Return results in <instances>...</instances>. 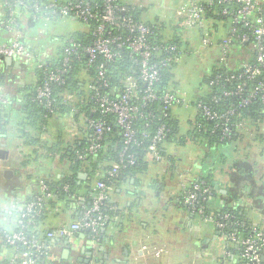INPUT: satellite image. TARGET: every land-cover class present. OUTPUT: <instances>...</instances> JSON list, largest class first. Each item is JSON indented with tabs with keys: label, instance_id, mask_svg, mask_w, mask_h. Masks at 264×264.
Returning <instances> with one entry per match:
<instances>
[{
	"label": "crops",
	"instance_id": "1",
	"mask_svg": "<svg viewBox=\"0 0 264 264\" xmlns=\"http://www.w3.org/2000/svg\"><path fill=\"white\" fill-rule=\"evenodd\" d=\"M3 2L0 0V19ZM37 21L2 27L0 43L22 36L29 46H53L55 40L51 43L48 36L71 28L67 18L58 23L47 17ZM213 27L209 29L212 36H221V30L225 33L224 29ZM191 28L186 26V37L188 33L199 34ZM199 39L201 41V37ZM206 49L209 50L206 53L208 63L201 76L187 87H177L185 99L197 92L202 76L210 71L218 54V48H203ZM13 61L7 64L3 60L1 63V71L7 78L5 86L12 85L13 79L22 87L32 84L34 74L24 69L21 62L15 64L17 60ZM178 72L177 68L175 77ZM173 112L180 119V131H190L195 109L180 106ZM18 114L16 109L6 107L0 120V150L6 151L5 158L0 159V226L7 232H13L21 224L25 203L40 191L39 181L58 180L68 167L67 162L43 149L37 154L32 153L28 161L17 154L21 143ZM243 134L240 139L212 147L191 141L168 145L167 161L151 165L144 173L137 174L136 183L128 178L111 190L110 199L116 207L114 215L95 237L89 232H78L49 240L46 236L49 230L75 220L73 213L78 205L73 204L72 209L65 205L47 206L34 229L39 240L50 245L49 260L55 257L66 264H240L233 248L230 255L224 254L225 244L216 233L213 222L201 219L185 207L180 195L186 186L199 177H206L211 190L208 207L212 213L231 208L243 220L264 228V139ZM63 140L68 142L66 138ZM32 149L29 147V151ZM6 169L12 171L7 177L4 175ZM78 176L76 198L81 203L88 202V176L85 172ZM228 193H231L230 197ZM12 204L15 209L9 216L6 210ZM148 237L151 243L167 248L162 260L141 251V243ZM13 256L14 249L6 247L0 240V264H9Z\"/></svg>",
	"mask_w": 264,
	"mask_h": 264
},
{
	"label": "trees",
	"instance_id": "2",
	"mask_svg": "<svg viewBox=\"0 0 264 264\" xmlns=\"http://www.w3.org/2000/svg\"><path fill=\"white\" fill-rule=\"evenodd\" d=\"M53 0H4L3 13L1 19L9 18L10 12L14 18V24L20 25L24 21L26 23L38 22L37 20L42 17H47L48 20L56 21V23L67 18L81 23L80 28L74 30H68L59 32L57 35H49V41L55 40L53 46L33 47L26 44L25 38L22 36H15L14 38L23 42L33 55V60L28 63L21 62L24 69L29 70L34 74V82L24 87L18 85L13 79L12 85L5 86V78L1 71L0 64V84L9 95L10 104L3 106L0 109V120L2 111L8 107L16 109L18 114V132L21 138V143L18 147L17 154L23 156L27 161L32 158V153L37 154L39 149H43L47 154L57 156L60 161L68 163L67 169L63 175L52 182L43 180L48 189L53 193V197L45 199L41 205H39L32 213L33 216H21V224L13 231H21L26 235H33L38 238V234L34 229L39 218L41 217L44 209L47 206L65 205L70 207L77 203V209L74 215L76 219L81 211L82 206L89 204V198L93 191V185L96 181H103L106 186L110 187V192L113 188H116L126 179H132L134 183L137 182L136 175L144 173L149 166L161 163L168 160V153L166 147L170 144H182L185 141L205 143L207 146H214L217 144L227 143L235 141L243 137V132L239 129H233V134L230 138L220 139V129L218 126L213 130L214 121H210L204 118L199 109L196 108L198 101H202L208 105L212 110L223 111L225 108H235L232 121L243 120L247 122L252 128L250 135L255 138L264 139V103L259 101L248 104L247 106L236 108L235 98L220 97L218 102L211 100L213 95H220V91L223 87H230V83H222L217 85L210 84L211 80L217 78L218 75H225L226 71L231 67L220 64L216 59L213 61L210 71L202 76L200 85L196 93H194L189 99V106L195 109V116L191 121V130L185 133L180 131V119L174 114L175 107H185L182 103L185 98L180 96L175 85L174 77L177 67L180 62L187 56L193 54L194 47L191 44L189 37L184 35V30L187 26L184 18H175L173 16L162 17L157 9H152L150 4H147L143 8L130 7L126 14H129L134 20H141L148 25L151 32L148 34V43L155 47L152 61L158 62L161 58L167 55H171L172 59L170 63L161 69L160 78L155 84V91L157 95L169 92L175 94L179 98V103L174 104L166 114L162 110V103L159 100L148 101L142 108V115H137L131 120V127L134 129L135 142L124 144V140L121 134V128L116 125L114 117L111 115L105 116L103 119L106 121L108 130L104 133V138L101 141V147L95 155H89L85 161L76 159L75 151L82 150L87 144L88 138L91 136V129L85 128V119H98L101 115L96 110L97 103L93 99L92 95L95 92L99 84L98 71L99 66L103 65L104 76L108 83L107 87H100L101 92L111 93L112 89H119L122 87L123 80L127 76L138 77L140 72L139 64L135 60V56L131 55L130 50L126 47L113 48L117 55L112 60L105 61L103 57L98 54L91 63H87L88 55L82 51V47L89 45L93 40L92 31L97 25V20L89 19L86 23L72 14H56L54 17L47 15L48 10L45 6ZM59 3H65L68 0H55ZM99 1V0H89ZM36 7H39L36 9ZM216 10V9H215ZM215 10L210 11L206 16L207 20L212 25L218 27V25L226 26L227 20L219 15L213 13ZM44 24H46L44 22ZM195 28V27H193ZM196 33L202 37V31L196 29ZM207 32V31H206ZM122 33V30H114L112 35H118ZM225 33L221 31V36ZM13 39V38H12ZM51 39V40H50ZM70 39H73L79 44V47L74 53L68 56V69L63 75V82L52 83L50 85V98L38 100L36 99V92L38 87L42 85L45 80L46 72L54 71L57 68L62 67V59L65 56L64 50L66 49ZM52 43V42H51ZM174 46L177 50V54L168 50L169 47ZM40 62L46 63L47 69H42L38 66ZM17 81V80H16ZM140 89L145 87L144 83H139ZM96 87V88H94ZM12 89V90H11ZM15 93V94H14ZM70 117L72 127L76 132H80L74 137H69L65 120ZM64 122V124H63ZM198 124L203 125L202 129H198ZM164 126L165 136L162 141L157 145L158 154L161 160H153L151 163L148 157V147L151 138L155 135L157 130ZM56 135V136H55ZM52 136H55V140L52 141ZM68 137V138H67ZM68 139L66 143L63 139ZM29 147H33L29 151ZM125 149L124 153L119 154ZM28 150V151H27ZM131 154L134 157V163L126 165L120 169L119 173L112 178H108L106 175L110 166L113 163H125L127 156ZM25 161V163H27ZM85 172L87 174L86 182L88 202H80L77 197V188L79 180V173ZM198 180H204L208 185L206 177H199ZM67 186L68 189L63 190V186ZM40 192V191H39ZM37 192L30 200H35L39 195ZM211 193L210 185L209 191L204 201L206 207V213L212 214V218L217 216L216 214L221 212L212 213L208 207V198ZM231 193H228V197ZM27 201V202H28ZM112 202H108V206ZM104 207L103 211L106 212L111 218L114 215L115 210H109ZM234 215L232 222L224 227L221 231L216 229L218 236L223 239L224 246L226 248L228 241L225 235L229 232H234L238 235H244L248 231V227L252 225L251 222L245 221L241 218L238 212L231 208L222 210ZM13 232H7L0 226V240L8 248L14 249V256L9 264H20L21 253L24 248L18 244H8L5 241V235ZM235 251V250H234ZM49 252V251H47ZM235 253L239 254L238 251ZM47 255L42 256V261L49 262ZM40 259V262H41ZM240 264H242L240 262Z\"/></svg>",
	"mask_w": 264,
	"mask_h": 264
},
{
	"label": "built area",
	"instance_id": "3",
	"mask_svg": "<svg viewBox=\"0 0 264 264\" xmlns=\"http://www.w3.org/2000/svg\"><path fill=\"white\" fill-rule=\"evenodd\" d=\"M147 4H150L152 9H157L162 17L184 18L187 26L202 31L201 48H218L215 59L220 64L227 63L231 67L225 75H218L216 79L210 81L212 85L230 83V87L222 88L220 95H213L212 101L218 102L220 97L235 98L236 108L257 101L264 103V0H99L92 2L89 0H68L65 3L53 0L45 6L48 10L47 15L54 17L57 13L72 14L84 23L89 19L97 20L98 23L92 31V42L82 47V51L88 55V64L98 54L105 61L112 60L117 55L113 48L126 47L130 50L131 55L136 57L135 60L140 67L137 78L131 75L127 76L123 80L121 88H114L111 93H104L99 88L107 87L108 83L104 76L103 65L99 66V84L97 88L94 87L96 90L92 97L97 103L96 110L101 118L85 119L84 127L91 129L92 133L84 149L75 151V157L78 160L85 161L89 155H95L100 149L104 133L108 130L107 123L103 119L105 116L114 117L116 125L121 128L124 144H129L135 142L136 135L131 127V120L137 115H142V108L148 101L159 100L162 103L164 114L174 104L180 102L173 93L166 92L157 95L155 91V84L160 78L161 69L170 63L172 56H164L158 62L152 61L155 57V47H152L147 39L151 29L141 20H134L129 14H126L130 7L143 8ZM38 8L36 7V9ZM212 10H215L213 13L227 20L226 26L218 25L217 27V29L225 30L223 36L214 37L209 32V29L214 27L206 16ZM13 22L14 18L10 12L9 18L0 19V29L13 24ZM119 29L122 30V33L112 35L114 30ZM78 47L79 44L73 39L69 40L64 50L62 67L46 72L44 82L37 89L36 99H49L50 85L63 82V75L68 69V56L74 53ZM168 50L177 54L174 46L169 47ZM5 57L24 63L33 60V55L28 47L16 38L0 43V64ZM46 65L44 62L38 64L42 69H47ZM140 82L145 85L143 89L139 87ZM189 102V99H185L182 103L188 107ZM8 104H10L9 95L0 84V109ZM196 108L201 111L205 119L215 122L213 130L220 126V139L230 138L233 129H240L249 134L252 132V128L247 122L231 120L235 112L233 107L216 111L202 101H198ZM71 125V118L68 117L65 120V127L69 137H74L80 132H76ZM197 127L202 129L203 125L198 124ZM165 131V127L161 126L150 140L147 157L150 162H153L154 159L161 160L157 145L164 138ZM124 151L125 149L119 155L121 156ZM133 163L134 157L129 154L125 163H113L106 175L108 178L115 177L121 168ZM0 170H2L1 160ZM39 185V195L35 200L25 204L22 216L32 217L35 209L45 199L53 197V193L43 180L39 181ZM67 189L66 185L63 186V190ZM208 191L209 185L204 180L197 179L182 190L180 201L189 210L197 212L202 219L214 222L215 229L221 231L232 222L234 215L227 212H219L215 218H212V214L208 215L204 206ZM108 202H111L110 187L106 186L103 181H96L89 198V204L82 206L78 217L73 221L60 224L54 230H49L46 233L47 238L52 240L56 237H68L78 232H89L94 237L97 236L99 230L111 219L103 211V208L108 206ZM108 208L113 211L116 207L111 203ZM225 238L228 241L224 249L225 255H230L233 248L239 252L237 256L242 264H264L263 227L252 224L244 235L229 232ZM5 241L10 245L18 243L24 248L20 264H66L55 257L53 260L48 259L49 262L42 261V256L49 253L47 251H49L50 245L41 242L33 235H26L21 231L13 232L5 235ZM140 249L144 255L157 260H162L167 252L164 245L151 243L149 237L141 243Z\"/></svg>",
	"mask_w": 264,
	"mask_h": 264
},
{
	"label": "rangeland",
	"instance_id": "4",
	"mask_svg": "<svg viewBox=\"0 0 264 264\" xmlns=\"http://www.w3.org/2000/svg\"><path fill=\"white\" fill-rule=\"evenodd\" d=\"M68 20L71 26L70 30H74L75 28H80L82 26L81 23H79L78 21H74L71 19ZM191 29L195 30V28L193 27ZM187 37L190 38L191 44L194 46V51L193 54L189 55L188 57L186 56L182 60L180 67H177L179 72L176 75L174 81H175V85L180 87L181 86L187 87L189 84L193 83L195 78L197 79L198 77L201 76V73L205 70V67L208 63V61L206 60L207 59L206 53L209 50L208 49L203 50V48H201L199 44L200 35H196L195 33L193 34L188 33Z\"/></svg>",
	"mask_w": 264,
	"mask_h": 264
},
{
	"label": "water",
	"instance_id": "5",
	"mask_svg": "<svg viewBox=\"0 0 264 264\" xmlns=\"http://www.w3.org/2000/svg\"><path fill=\"white\" fill-rule=\"evenodd\" d=\"M4 62L5 63H7V64H10V63H12V62H14L13 61V59L12 58H10V57H5L4 59ZM15 64H18V61L17 62H15ZM6 152V151H5ZM5 152H4V150H0V159H2V158H5V156L3 155V154H5ZM10 174H12V171L11 170H9V169H6V170H4V175L7 177L8 175H10ZM84 176V175H83ZM27 203V202H26ZM25 203V204H26ZM25 206V205H24ZM106 226V225H105ZM104 226V227H105ZM69 243V242H68ZM69 248L71 247V244H69V245H67ZM263 261H264V259H263Z\"/></svg>",
	"mask_w": 264,
	"mask_h": 264
},
{
	"label": "clouds",
	"instance_id": "6",
	"mask_svg": "<svg viewBox=\"0 0 264 264\" xmlns=\"http://www.w3.org/2000/svg\"><path fill=\"white\" fill-rule=\"evenodd\" d=\"M15 209V204H12L9 206V208L6 210L9 214V216L12 215L13 210Z\"/></svg>",
	"mask_w": 264,
	"mask_h": 264
},
{
	"label": "flooded vegetation",
	"instance_id": "7",
	"mask_svg": "<svg viewBox=\"0 0 264 264\" xmlns=\"http://www.w3.org/2000/svg\"><path fill=\"white\" fill-rule=\"evenodd\" d=\"M194 213H196L197 214V212H195V211H193ZM221 212H223V211H221ZM198 215V214H197ZM200 217V216H199ZM201 218V217H200ZM202 219V218H201ZM204 220V219H203ZM206 221V220H205ZM208 221V220H207ZM213 224H214V222H213Z\"/></svg>",
	"mask_w": 264,
	"mask_h": 264
}]
</instances>
